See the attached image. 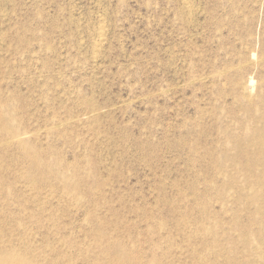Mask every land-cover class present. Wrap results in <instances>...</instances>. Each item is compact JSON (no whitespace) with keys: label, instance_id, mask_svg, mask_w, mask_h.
Masks as SVG:
<instances>
[{"label":"rangeland","instance_id":"obj_1","mask_svg":"<svg viewBox=\"0 0 264 264\" xmlns=\"http://www.w3.org/2000/svg\"><path fill=\"white\" fill-rule=\"evenodd\" d=\"M0 264H264V0H0Z\"/></svg>","mask_w":264,"mask_h":264},{"label":"bare ground","instance_id":"obj_2","mask_svg":"<svg viewBox=\"0 0 264 264\" xmlns=\"http://www.w3.org/2000/svg\"><path fill=\"white\" fill-rule=\"evenodd\" d=\"M100 39H101V38H100ZM99 42H100V41H99ZM98 44H99V43H97V45H98ZM253 82H254V81L252 80V83H251V84H253ZM251 90H252V89H251ZM253 92H254V91H253ZM252 96H253V95H252Z\"/></svg>","mask_w":264,"mask_h":264}]
</instances>
